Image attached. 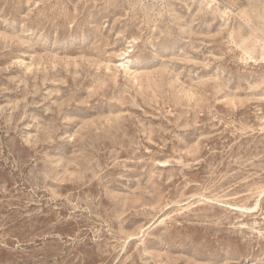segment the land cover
I'll list each match as a JSON object with an SVG mask.
<instances>
[{
	"label": "rangeland",
	"instance_id": "rangeland-1",
	"mask_svg": "<svg viewBox=\"0 0 264 264\" xmlns=\"http://www.w3.org/2000/svg\"><path fill=\"white\" fill-rule=\"evenodd\" d=\"M0 264H264V0H0Z\"/></svg>",
	"mask_w": 264,
	"mask_h": 264
}]
</instances>
